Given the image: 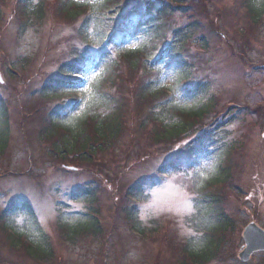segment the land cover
Listing matches in <instances>:
<instances>
[{"label": "rangeland", "instance_id": "obj_1", "mask_svg": "<svg viewBox=\"0 0 264 264\" xmlns=\"http://www.w3.org/2000/svg\"><path fill=\"white\" fill-rule=\"evenodd\" d=\"M34 1L47 5L44 22L28 26L25 33L20 31L18 0H8L0 7V97L7 104L10 118L9 143L0 155V213L11 203H29L40 231L49 238L53 256L42 263L32 261L8 246L1 225L0 264H182L177 248L196 236L190 223L193 201L189 203L188 198H193V188L200 186L196 182L198 176L202 177L200 172L215 175L214 162L205 158L197 174L186 170L184 164L178 172L166 168L157 173L170 161L183 157V146L201 135L209 123H223L222 129L230 133L233 145L228 163L230 179L218 190L211 189L222 195L224 212L233 227L223 235L209 264H264V252L251 255L246 263L237 258L248 223L264 230V14L252 28L242 0H185L188 11L176 12L162 21L161 40L156 44L165 45L175 28L185 26L189 16L199 13L208 48L191 45V58L184 59L195 67L189 82L203 80L210 84L214 98L211 114L192 124L190 135L155 144L153 126L140 127L145 114L127 110L121 141L96 158L95 165L82 166L75 161L59 163L45 154L49 145L37 138L36 117L30 113L42 103L56 110L62 106L61 101H69V97L45 101L38 91L56 74L59 61L72 43L80 44L75 40L80 20L62 19L53 7L55 0ZM240 29L244 31L238 32ZM138 43L133 40L131 45ZM169 71L177 76L170 66L161 69L159 79ZM132 80H122L110 92L131 104L128 90L136 84ZM173 83L169 80L162 85L171 88ZM226 120L232 121L227 124ZM182 170L185 173L181 174ZM141 181L145 191L137 201L138 219L142 226L156 230L139 238L122 213L132 204L126 198L128 187ZM85 183L96 193L102 233L75 244L65 243L59 221H76L86 212L87 203L70 198V192ZM7 224L20 232L29 229L28 217L18 212L9 215ZM152 225L156 227L150 228Z\"/></svg>", "mask_w": 264, "mask_h": 264}, {"label": "trees", "instance_id": "obj_2", "mask_svg": "<svg viewBox=\"0 0 264 264\" xmlns=\"http://www.w3.org/2000/svg\"><path fill=\"white\" fill-rule=\"evenodd\" d=\"M6 1L0 0V7ZM132 3L136 5L131 6ZM242 4L250 22L249 27L254 28L264 14V0H242ZM187 6L185 0H97V6L93 8L91 5L77 4L76 0H55L53 7L57 15L71 22L80 20L75 36L80 44L76 46V43H72L63 60L59 61L56 74L43 83L38 95L49 102L69 97L68 100L74 104L82 99H86V103L74 112H66L63 105L60 109L49 110L46 103L30 111L36 117L33 121L38 130L37 138L49 145V152L45 154L50 159L59 163L75 161L82 166L95 165L96 158L99 159L105 150L115 148L116 143L121 141L127 125L125 119L129 116L127 110L136 111L137 115L145 114L140 118V127L153 126L151 132L155 136V144H164L177 140L181 135H188L192 124L200 123L211 114L214 98L210 94V84L203 80L189 82L195 67L189 64L188 58L184 59L191 58V45H198L201 50L208 48L202 34L199 13L189 16L185 26L175 28L165 45L156 44L161 40L162 21L173 17L176 12L185 13L188 11ZM17 8L22 33L28 26L44 22L47 10L44 2L18 0ZM241 30L244 31L240 29L238 32ZM119 32L124 33V41L139 40L138 45L133 50L124 47V43L116 40ZM85 51L101 54L96 74L88 86L90 94L56 87L69 80L65 73L79 64ZM170 66H174L177 76L173 86L166 91L161 87L158 75L162 67ZM132 79L136 84L128 90L131 104L110 92L122 80L132 83ZM174 88L177 89L176 99H173ZM9 121L7 104L0 97V155L6 152L9 143ZM231 121L226 120L224 123ZM222 126L223 123H209L201 135L183 146V157L170 161L157 173L160 174L166 168L178 172L185 168L183 164L187 165L186 170H191L205 158L214 162L215 175L198 176L196 182L200 186L192 190L194 213L190 223L196 236L187 238V242L181 244V249L177 248L184 260L182 264L212 262L224 240L223 235L233 227L232 219L224 212V199L216 192L230 179L228 163L233 149L230 133H225ZM86 184L70 192L72 198L87 203L86 212L76 217V221L65 219L59 222V233L65 243L75 244L80 239L88 236L97 238L102 233L94 197L96 193L88 189ZM144 184L141 181L128 187V202L140 200L145 191ZM213 188L217 190L214 192ZM14 203L0 213V226L6 230L8 246L22 251L32 261L42 263L49 260L53 256V249L47 234L40 231L36 214L29 203ZM123 209L124 220L139 238L156 230L142 226L138 210L132 204ZM12 212L28 217L27 231H17L7 224ZM3 230L1 233L4 234Z\"/></svg>", "mask_w": 264, "mask_h": 264}, {"label": "snow or ice", "instance_id": "obj_3", "mask_svg": "<svg viewBox=\"0 0 264 264\" xmlns=\"http://www.w3.org/2000/svg\"><path fill=\"white\" fill-rule=\"evenodd\" d=\"M76 3L91 5L93 8L97 6V0H76ZM123 37H124V33L119 32L116 35V40L120 41L121 43H125ZM127 43L130 46H134L131 45V41H127ZM100 57L101 54L99 52L85 51L79 64L68 73H65V75L69 77V80L56 85V87L65 90L79 91L81 93L90 94V89L88 86L91 84V81L93 80L96 74V68L99 64ZM169 80H172L173 82L175 81L174 71H169L166 76H162L159 80V83L162 85L168 82ZM176 92L177 89L174 88L173 99L177 98ZM60 103L63 105L66 112H74L76 109L80 108L84 103H86V99H82L81 101L75 104L67 100L61 101ZM202 166L204 165L197 166L196 171L199 172V168ZM200 175L203 176L205 175V173L200 172ZM193 199L194 198L189 197L188 198L189 203H191Z\"/></svg>", "mask_w": 264, "mask_h": 264}, {"label": "water", "instance_id": "obj_4", "mask_svg": "<svg viewBox=\"0 0 264 264\" xmlns=\"http://www.w3.org/2000/svg\"><path fill=\"white\" fill-rule=\"evenodd\" d=\"M242 236L244 245L238 258L242 262H248L253 253L264 251V231L254 223H249Z\"/></svg>", "mask_w": 264, "mask_h": 264}]
</instances>
